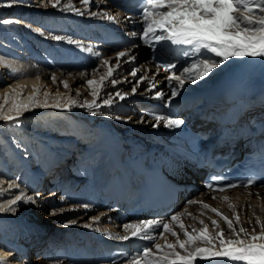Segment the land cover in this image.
<instances>
[{
  "label": "bare ground",
  "instance_id": "1",
  "mask_svg": "<svg viewBox=\"0 0 264 264\" xmlns=\"http://www.w3.org/2000/svg\"><path fill=\"white\" fill-rule=\"evenodd\" d=\"M114 1L115 0H89V4L85 5L84 3L81 2V0H60V4L54 8L52 4L55 2V0H35L33 1L34 2L33 6H30L31 4H27V6L29 5L31 10L36 11L35 13L36 15L39 14L38 10L41 7H46L47 15H52L53 17L55 16L54 18L52 17L53 18L52 22H54L55 25L57 24V26L54 27V30H56L59 33L56 36H61L63 37V39L55 40L53 39L54 35L52 34H51L52 35L51 39L50 38L46 39L47 38L46 35L44 34V32L42 33H43L44 42H46L45 40L52 41V42H48V44L45 43V46L49 47L50 44L55 43L54 45H51V47L55 46L58 48L57 57L55 58L52 57L54 54L51 57H49L48 54L44 55V53L41 54L43 56L41 55L37 56L33 54V57L29 62L24 63L25 61L24 60L23 62L21 61L22 63H19L17 62V60H12L8 58L7 55H6L7 57H4L3 56L4 53L2 55L0 54V59H3L4 61L7 62L8 65L11 66V67H5L3 64H0V103L4 105L5 112L8 111L9 108H11L13 100H15L17 103H26L28 101V98L33 95L35 90H37L36 91L37 95L35 98L37 106L35 107L30 106L28 110L22 112L21 115L17 117L15 122L16 123L22 122L24 125L27 126V128H30L34 132H36L34 135L35 137L34 141L35 140L37 141L39 138H41L43 141L46 142V145L49 146V148L52 147L54 148V150L59 152L58 153L59 157H62L63 154H65V156H68L66 155V153H68L67 145L69 144V140H64L60 138H51L48 137L47 135H51L52 133L54 134L58 131L65 132L67 130L76 132L77 126L82 125L83 122L87 123V125H85L87 127H89V125L94 127L96 124L104 128V130H100V135L104 142V145L102 146L103 150L101 152V155L102 154L104 155V156L102 155L103 156L102 161L105 160L109 155L116 153L117 152L116 147L119 146V141L114 135H111V132L113 133L116 132H114L115 129L109 117H106L104 119H98L97 121H95L93 120V114L90 115V113L88 112L86 114L85 119L82 121L81 119L82 116H84V114H82L81 116L80 115L81 113L79 114L78 112H74L73 110L72 112L70 111L67 112V115L66 113H64V115H58V114L54 115L53 114L54 112L53 113L42 112L43 114L41 115L40 113L38 114L40 115L38 119L32 117L26 119L24 118L29 117L35 114L36 112H38V109L42 107L39 105L44 104L45 101L47 102L48 105H51V103L54 102L55 100H57V103L64 101L65 94L64 93L63 95L60 94L62 91L60 89L64 87V83L62 82H66L67 85H70L73 84L76 78H78V81H82V78H84V76L85 77L87 76L86 77L87 80H97V82H99L101 80V77H103L106 74L108 67H113L114 76L112 78H109V81H105L104 84L101 86V89L103 88L107 91H110L113 90V87L116 85L114 87L115 89L118 88L119 91L126 90L124 94L125 97L124 99L128 101V103L124 105H122V103L117 104V107H119V110H121V112L123 113V116H120L119 119L117 120L122 121V123L126 125V129L125 130L123 129L122 133L119 135V138L123 140V142L120 144H125L126 142L124 141L126 140V138H128L129 140H132V142L136 143L134 146L136 148L135 150L138 151L142 150L140 148L141 147L143 148L144 147L143 145H145V143H148L142 141L138 142V140H142V136L139 135V131H142V133H146L150 137H156L158 135V138L156 139L157 144L152 145L151 146L152 148L164 147V145H162L163 144L162 140H160L159 138L165 141L168 140L170 137L176 138L179 131L184 126L187 125V121L185 117L179 115L175 118H170V119H178L183 121V123L178 127L177 126L166 127L163 122H161L156 127H152V125L156 123L155 120L153 119L155 115H160L164 117V113L160 112L162 103H159V106H157L156 108L154 106L150 107V105L154 104L155 97L150 95V93L146 89L142 90L140 88L141 83L137 89V93L135 94L132 93L131 89L135 85L136 81L134 80L132 75H128V73L126 72L129 68L126 62L122 61L118 67L116 66V53L118 51H125L127 49H131V54H134L136 56V60H135V64H137L136 69L142 71L143 72L142 74H145L150 80H152L155 83L156 88H159L158 91L164 94V99H160V100H163L166 104H169L171 102L173 103V101H177L181 103L182 101L181 98H183V96L187 97V95L188 97L183 99V101H185L186 103L182 105V108H187L192 102L195 101L194 102L195 105L192 107V109H187L186 111L200 110L201 107H205L206 105L209 106L208 103L207 104L204 103H206L207 100L210 101L212 98L220 100L221 97L215 94L216 87L225 79V77H227L239 65L245 63H252L253 65L261 66L264 68V57H249V56L233 57L230 58L228 61H226L218 69H216L209 77H206L195 84H193L191 81L186 80L183 86V91L178 92V94L175 97H171L172 88H170V86H177V84L176 81H171V83H169L167 77L174 75L171 73V70L176 71L175 75H180L183 68L191 63L193 58L186 57L183 54L184 50L188 49V46L171 45V43L168 41H160V42L154 41L152 45H149L144 43L138 37H133L131 35L133 32L139 33L137 31V28L139 26L138 23L141 21L139 19L133 17L132 18L126 17L125 15H123V13H121L119 10H117L114 7L113 5ZM69 3L75 9L79 10V12L82 13V15H78L77 12L75 11L67 10L65 6ZM9 4L8 3L4 4L0 2V6L4 5L5 8L6 7L8 8V6L6 5ZM36 5H38V7ZM39 5H41V7H39ZM83 5L84 7H82ZM23 11L24 9L20 10L19 13L18 12L12 13L11 11L8 12L5 11L4 14H0L1 15L0 20L12 21V23L9 24L0 23V29L3 27L7 28L10 26L13 28V26L15 25L17 26L19 31H21L22 29V34H25V30L28 31V29L31 30L33 35L34 33L35 34L38 33L40 29L37 30V28L34 27L28 28L25 27L26 25L25 23L18 22V20L20 19L19 17L23 15L22 14ZM91 13H97V15L93 16L91 15ZM109 16L113 17L114 19H108ZM37 18L38 17L33 18V20L36 22ZM7 29L5 30V32L2 29L1 30L4 33L6 32L10 33L9 34L10 36L15 32L12 30L13 33L11 34V32H9V29L8 31ZM7 33L6 35L8 37ZM12 36L10 37V39L11 41L14 42L15 39ZM23 37L27 38V32L26 35H24ZM15 42H17V40ZM18 44H16V46H18ZM124 44L126 46H124ZM81 45L83 47H81ZM147 45H149L151 49L148 48L144 50V48ZM8 46L13 47L9 42H8ZM19 46L20 48L22 47L21 45ZM98 46H101L100 50H97ZM43 49L46 50L45 48ZM97 52L100 53L99 57L95 55V53ZM143 52H150L147 55L148 59L145 57L138 58V56H140V54H142ZM150 54H153L155 57L161 60L164 61L166 60L170 62L171 64L174 65V68L164 69L162 67H158L153 63ZM18 55L19 52L17 53V57H19ZM97 59L99 60L97 61ZM123 59L124 58H122V60ZM104 60H108L109 64L104 65L103 64ZM102 64L104 65L105 68L101 72L100 68ZM13 69H16L17 71L14 72ZM53 76L55 77V82H53L52 80ZM37 77H39V79H37ZM111 79L117 80L118 83L113 85L110 82ZM50 88H52V90L49 91ZM79 88L80 87L75 88V91H78ZM56 92H58V96L55 99ZM45 94H47V96ZM6 96L9 98L7 103H5ZM66 96H68V94ZM92 98L94 99V97ZM166 104H164V106ZM125 106H129V107H125ZM164 106H163V111H164ZM211 106L214 107L213 104H211ZM138 108H142V109L145 108V110L142 112L143 114L142 118L134 122L133 114H131V109H138ZM203 110L204 109L202 108L201 111ZM32 119L35 120L32 122ZM60 119H64L62 123L58 122ZM76 119L78 120L76 121ZM96 128L97 126L95 127V129ZM0 132L6 135L12 141V142L10 141L11 144L15 145L16 146L15 149L17 150L16 153L10 154L9 152L10 155H8L7 154L8 151L11 150H9L8 146L6 147L5 144L3 145L5 146L4 147L5 151L3 150L0 153L1 156L0 181H4V183L0 184V189H5L4 187L5 185L7 186L8 183L16 181V179L12 181L10 180L12 178V174L9 173V169H8L9 167H7L6 169V165L8 163H7V159L4 160L5 158L9 157L10 158L9 160L13 161L10 165L8 164L9 166H11V168H14V166L18 163L19 168L23 169L24 171V169L26 168H31V164L29 163L32 162L33 159H35L37 152H42V155L39 157V162L43 161L41 166L42 168L44 167L46 168V166L44 165L45 146L43 147L38 145L37 147H32L31 146L32 140L30 141L31 137H29V135L26 134L25 131L21 133H17L14 130L0 126ZM90 133L92 134V132ZM92 135L93 137L90 139V143L87 146V148H83L84 145L79 144L78 145L79 148L77 147L78 150L77 148L75 149V152L77 150V152L81 154V157H78V159L80 158L83 159L86 156L90 155L92 152H94L95 145L92 144L94 143L93 140L95 139V133L93 132ZM123 136L126 137L124 138ZM5 154L7 155L6 157ZM78 159L71 158V160L68 161V158L67 159L64 158L63 166L65 165L73 166V164L70 163L68 164L66 163V161L72 163V160L77 161ZM78 162L80 163V161ZM90 167L92 166L90 165ZM4 168L7 170L6 171L7 174L4 173ZM34 170L35 168L29 172H25L22 175L24 176V179L26 181H30L31 184L34 182L35 177L37 175V173H33ZM99 170H101L100 166L99 169L97 170H95L94 168L91 169L83 168L81 170V173H79L83 175L82 177L72 175V173H69L70 172L69 171L67 176H65V179L63 181H60L61 186L65 184L63 185L65 186V193L69 192L67 193L66 197L68 198L69 196H73L74 194V191H72L73 185H77L78 187L79 185H82L83 182L87 181L88 183H90V185L88 186L90 187L91 184L93 183L92 181L98 179L94 177L96 176V171ZM52 173L53 171H51L49 174L51 175ZM76 174L78 173L76 172ZM46 176H42V177L47 178ZM52 182L48 184V186L53 184L52 187L53 189L43 191L46 192L43 198L39 197L40 195H42V192H40L41 190L39 189L37 190L38 187H35V191L33 193H30V195H27V192L24 193L26 196H31L33 198L32 201L25 202L23 200L22 202L24 203V206L22 208L16 207L15 211L0 212V230H1L0 257L4 258L6 264H25L19 261L18 254L14 256V254L17 253L15 250H19L22 253H27L29 250L34 248V244H36V242H40L41 246L43 245L41 249L45 250L46 252H49L51 250H57L58 247H60V249L51 252V254L57 255V258L55 260L52 259L53 260L52 262L45 263V261L42 260L43 256L39 255L38 257L32 260L34 264H85L90 261V258H92L89 256V254L92 251L94 245L93 243L91 244V247L86 248L81 252H76L75 250L76 248L75 246H78L80 243H84V240L88 238L86 237L82 241L81 238H83V234H80L82 231L87 232L88 227L84 226L82 231H80L81 228L79 226L66 227V228L62 226V227L54 228L53 224L50 223L44 224V221L39 219V216L40 215L42 216L39 208L45 210V207L48 203H54L55 205L64 203L61 200L62 198L61 194L60 196L59 195L57 197L55 196V193H57L56 189L58 190L59 186H57L56 182L53 183ZM15 184L17 185V182H15ZM20 192L23 191H18L16 195H19ZM60 192H62V190ZM2 195H4V192L3 194H0V204H6L7 201H1V199H3L1 197ZM79 195L73 197L76 202H78V200L80 199ZM189 201H196L197 203L192 204L189 203ZM180 203L182 205H180L178 211L166 215L165 217L152 219V220L161 221L162 224L163 223L169 224L172 231H175L177 233V236L171 235L170 232H164L163 235H160V233L163 232V228L159 227L154 229L150 234L153 235L155 239L154 241H148L151 246L152 252L155 253L157 252L155 247L153 246L154 244H160L161 246H164L168 243L173 244L177 240V238L183 241L185 240L183 231H188L190 234H193L194 229L198 232L200 229L204 227V225H207L209 227L207 228V231L210 235H215L217 231H222L225 239L234 238L232 237L231 230L228 229L227 224L224 222V220H222L220 216H217L216 213L212 212L210 209H216L219 213L222 214V216L231 219L233 221V227L238 233H239V229L243 227L249 233H252L253 230H255V232L258 234L261 231V228L264 227V189L255 190L250 187L245 189H232L229 190L225 196L221 194L215 195L212 192H196L193 195V197L187 200V202L181 201ZM69 204L70 205L68 206H61L60 209L54 210L51 213L52 214L58 213L59 211L62 210H67L71 212L77 209L79 211L82 210L86 212V214L92 212L93 214L91 213L89 215V217H92L91 219L94 220V218L96 217L99 218L98 220H94V227L98 225L103 229L107 228L109 231L108 233H112L115 236L118 235L131 236L130 234L131 229L126 231L124 228L120 227L121 225H118L116 223L117 222L116 220L118 219V214L116 212L111 214V212L109 213L102 209H94L88 206L85 209H82L78 204L77 205H75L74 203H69ZM202 204L209 205V208L205 209L202 206ZM173 215H178L179 217L178 221L171 220V217ZM237 217L239 223L236 222ZM257 219H259L260 221L259 224H257ZM212 220L217 221L219 228H214L212 226L211 223ZM201 221H203V224L200 223ZM128 223L130 225H138L140 222L129 219ZM181 223L184 225L183 231L179 227V224ZM20 224L22 225V227L20 226ZM26 224H33V227H31L32 225L27 226ZM18 225L19 227H21V230L19 231L16 230V228H18ZM91 228L92 226L89 229L90 231ZM21 232H25V233H23V235L20 236ZM75 232L77 234H74ZM32 233L33 235L29 236V234L31 235ZM240 235L241 238H243V234L241 233ZM27 236H29L28 237L29 239H32L33 237V241L35 243H32L31 240H28ZM80 239L81 241H78ZM20 244L22 245V247H19ZM200 246L203 247L204 245L201 244ZM217 247H219L218 242H217ZM176 250L181 252V254H183V250L180 249L178 246ZM194 262L199 264H243V262L228 261L226 258H213L212 260L196 258Z\"/></svg>",
  "mask_w": 264,
  "mask_h": 264
},
{
  "label": "snow or ice",
  "instance_id": "2",
  "mask_svg": "<svg viewBox=\"0 0 264 264\" xmlns=\"http://www.w3.org/2000/svg\"><path fill=\"white\" fill-rule=\"evenodd\" d=\"M16 2V0H14ZM85 5L89 4V0H81ZM60 4V0H55L52 6L55 8ZM141 15L139 17L140 32H133V37H138L144 43L152 45L153 42L168 41L171 45H184L188 46L183 54L186 57H192V61L188 66L184 67L180 75H172L167 77L169 83L176 81L178 87H183L185 81H191L193 84L198 81L209 77L216 69L223 65L226 61L233 57H264V0H138ZM11 6V4L6 5ZM66 9L75 11L78 15H82L79 10L75 9L70 3L67 4ZM95 16L97 13H91ZM108 19H114L109 16ZM0 23L9 24L10 20H0ZM55 40H61V36H53ZM71 42V41H70ZM81 47H83L81 45ZM90 50V49H89ZM97 57L100 53H95ZM122 58L134 59L131 55V49L125 51H118L116 53V66L122 62ZM0 64L5 67H11L6 61L0 59ZM104 65H108L109 61L104 60ZM165 69H172L174 65L166 63L159 65ZM13 71H17L13 69ZM137 69H133L131 75L136 81L131 91L133 94L137 93L140 82L146 77H138ZM83 75V74H82ZM114 76L113 67H108L106 74L101 77L99 82L94 80H87V84L92 88V102H85L82 107L92 109L99 107L96 103V97L100 94L101 86L105 81ZM39 79V77H37ZM55 82V77H52ZM110 82L115 85L117 80L111 79ZM64 87L67 88L66 82ZM94 86V87H93ZM173 86L171 90V97L178 94V87ZM154 82L149 81V89L155 88ZM47 96V94H45ZM115 96L124 99V95L120 92H115ZM36 93L28 98L26 103H17L12 101L11 108L4 111V105L0 104V119L5 121H12L19 117L22 112L28 110L30 106H37L35 100ZM156 98L164 99V94L157 91ZM8 97H5V103L8 102ZM114 102L113 94L109 93L108 98L104 99L103 104L111 106ZM75 101H69V104H74ZM48 107L45 101L44 104L39 105ZM53 107H61L60 103L52 105ZM67 107L68 105H63ZM14 113V115H13ZM156 123L152 127L158 126L161 122L166 127L179 126L183 121L178 119H168L166 117L155 115L153 117ZM4 181H0L3 184ZM254 183L253 180H248L245 185H236L229 182L226 187L234 188L239 186H250ZM18 187L15 182L8 183V189ZM210 190H213V184H207ZM219 191H224L225 188L221 187ZM5 190L0 189V194ZM31 196H26L23 192L15 195L14 199L7 200L6 204H0V212L15 211L17 202L24 200L25 202L32 201ZM226 199V198H225ZM189 203H197L196 201H189ZM205 209L209 205L202 204ZM87 207V205H84ZM220 216L231 230L232 237L225 239L222 231H217L215 235H210L207 231L208 226L204 225L198 232L194 229L193 234L184 230V225L179 224L180 229L183 231L185 240L181 241L177 238L176 243H168L164 246L154 244L158 255L152 253L151 246H144L142 255L134 256L129 264H194L196 258L205 260H212L213 258H226L232 262H243V264H264V227L257 234L255 230L249 233L246 229L241 227L239 233L233 227V221L228 217L222 216L216 209H210ZM96 217L94 220H98ZM178 215L171 217L172 221H178ZM236 222L239 223L238 217ZM75 223V221H73ZM200 223L203 224V221ZM214 228H219L217 221H211ZM260 221L257 219V224ZM162 227L164 232H170L171 235L177 236L175 231H172L169 224L163 223L158 220H144L138 225H125L126 231L131 229V237H139L142 240L154 241V236L150 233ZM243 234L241 238L240 234ZM117 240H128V235L116 236ZM199 242V243H198ZM217 242L219 247H217ZM204 245L201 247L200 245ZM177 246L183 250V254L177 251ZM0 264H6L3 257H0Z\"/></svg>",
  "mask_w": 264,
  "mask_h": 264
},
{
  "label": "rangeland",
  "instance_id": "3",
  "mask_svg": "<svg viewBox=\"0 0 264 264\" xmlns=\"http://www.w3.org/2000/svg\"><path fill=\"white\" fill-rule=\"evenodd\" d=\"M33 1H35V0H16V2H14V0H0V2H2L4 4L5 3H8V4L10 3L12 5V6H8V8L7 7L5 8L4 5L0 6V9H1L0 10V14H4L5 11L6 12L11 11L12 13H17V12L19 13L20 10H23L24 9V11L22 12L23 15H21L19 17L20 19L18 18L19 19L18 22L19 23H25L26 24L25 27H28V28L34 27V28H37V30L40 29V31H38V33H36V34L34 33V35H33L30 29H28V31L25 30V34H22V29H21V31H19L18 28H17V26H15V25L13 26L14 29L16 27L15 30L11 26L10 27H7L9 29V32H11V34L13 33V31L16 32V33L14 32L15 34L14 33L12 34L14 36H12V35L11 36L15 39L14 40V43H15L14 46L15 47H13V50L15 49V51L17 53L19 52V55H18L19 57H17V55H13V56H15V57H13V56H10V55L7 54V50H6L5 47L8 46V42H7V40L5 41V39L8 38V37L10 38L11 36L9 35L10 33H7L6 32L8 34V37H7L6 33H4L7 28H4V27H3L4 29L1 28L4 32H2V30L0 29V33H1L0 34V40H1V37H2V40L0 41V54L2 55L4 53L3 54L4 57H7L8 56V58H10L12 60H17V62H19V63H22L24 60H25L24 63L25 62H28L32 58V55L33 54L34 55H37V56H40L42 53H44V55H47L48 54L49 57H51L54 54L52 56L54 58L57 57V55H58V48L55 47V46L54 47L53 46L51 47V45H54L55 43L54 44H50V46H49L50 48L48 46H45V43L48 44V42H52V41L51 40H48V41L45 40L46 42H44L43 41L44 40L43 33H42V32H44V34L47 37L46 39H48V38L51 39L52 35H54V36L58 35L59 32H57L56 30H54V27L57 26V24L55 25V23L52 22V19L55 16L53 17L52 15H47L46 7H41V5H39V7H41L38 10L39 11V14L36 15L35 14L36 11L31 10V8L29 7V5L27 6V4H31L30 6H33V4H34ZM36 6L38 7V5H36ZM82 7H84V5ZM84 11H86V10H84ZM0 17H1V15H0ZM36 17H38V18H37V20L35 22L33 20V18H36ZM19 25H21V24H19ZM8 29H7V31H8ZM139 30H140V28H139ZM26 32H27V38L26 37H23L24 35H26ZM139 33H141V32H139ZM32 35L34 36V38H33ZM24 38L27 39V40H25ZM16 40H17V42L20 41V42H18L19 44L17 42H15ZM16 44H18V46H16ZM19 45H21L23 48L21 47L22 48L21 49ZM124 46H126V45L124 44ZM43 48H45L46 50H44ZM148 48L151 49L150 46L147 45L144 48V50H146ZM149 53L150 52H143L142 54H140V56H138V58L145 57V58L148 59V56L147 55ZM27 55H29V56L26 57ZM131 55L134 57V59L129 60V59L124 58L122 60L123 62H126L128 64V66H129L128 70L126 71L128 73V75H131L132 69H136L137 68V64H135L136 56L134 54H131ZM18 58H19V61H18ZM98 60L99 59H97V61ZM104 68L105 67L102 64L101 65V68H100L101 72L104 70ZM175 72L176 71L171 70V73L172 74H175ZM142 73L143 72L142 71H139V70L137 72V76L138 77H146V79H144V80H142L140 82L141 83L140 88L142 90L143 89H146L148 91V89H149V81H151V82H153V81L150 80L145 74H142ZM86 77L84 76V78H82V81H78V78H76L74 80L73 84L68 85L67 88H65V87H62L61 88L60 87L61 88L60 90H62L60 94L61 95H63V93L65 94L64 101L60 102V104L62 105L61 107L57 108V107H53L52 106V105L57 104V100H55L48 107H41V108L38 109V112H36L35 114H33V115L29 116V117H25L24 119L31 118V117L32 118H35V119H38L41 114H43V113H51V112L52 113L54 112L53 113L54 115L55 114L64 115V113H66V115H67V112H69V111L72 112L74 110V112H78L79 114L81 113L80 114L81 116H82V114H84V116H82V119L80 118L83 121L85 119V117H86V114L89 112L90 115L93 114V120H95V121H97L98 119H104L106 117H109V119L111 120V123H112V125H113V127L115 129L114 132H116L118 134H121L122 133V130L123 129L124 130L126 129V125L124 123H122V121H118L117 120V119H119L120 116H123V113L121 112V110H119V107H117V104L118 103H122V105H124V104L128 103V101H126V99H120V97L115 96L114 93L115 92H120L122 95H124L126 90L119 91L118 88H116V89L114 88L116 85L113 87V90H110V91H107V90H105V89L102 88L100 90V94L95 98L96 99V103L100 105L99 107H94L92 109H89L87 107H82L81 105H84L85 102H92L93 101V98H92L93 96L91 94L92 88L89 87V85L87 84ZM94 81H97V80H94ZM77 87H80V88H79L78 91H75V88H77ZM172 87L173 86H170V88H172ZM73 89H74V91H73ZM158 89L159 88H156L155 87V88L151 89V91H148V92L150 93V95L156 97L155 96V93L158 91ZM50 90H52V88H50L49 91ZM182 90H183L182 87H180V88L178 87V91L179 92L182 91ZM36 91L37 90H35V93H36ZM52 93H53V91H52ZM109 93H112L113 94V99H114V102L111 104V106H107V105H104L103 104L104 99H107L108 98V94ZM67 94H68V96H66ZM57 96H58V92H56L55 99L57 98ZM35 98H36V96H35ZM76 98H77V100H76ZM69 101H75V103L74 104H69ZM158 101L159 100H155L154 103L157 104ZM63 105H68V106L67 107H64ZM151 106H154L155 108L157 107L154 104L150 105V107ZM125 107H129V106H125ZM139 109H131V114H133V118H134L133 121L134 122H136V121H138V120H140L142 118V115H139V114H142V111H139ZM138 111H139V114H137ZM160 112L161 113H164L163 109L160 108ZM39 113H40V115H38ZM16 119H14L12 121H5L3 119H0V126H2L4 128H9L11 130H14L17 133H21V132L25 131L26 134H28L29 137H31L30 141L32 140V142H31L32 143L31 144L32 147H37L39 145V146H43V147L45 146V148L48 149L47 148V145H46V142L43 141L41 138L38 139L39 141L38 140L37 141L36 140L34 141V139H35L34 135H35L36 132H34L30 128H27V126L24 125L22 122L16 123L15 122ZM35 119H32V122ZM63 120L64 119H60L58 122H61L62 123ZM77 120L78 119H76V121ZM85 125H87V123L86 122H83L82 125L77 126V128H76L77 131L76 132H73L71 130H67L65 132L58 131V132H56L57 134L56 133H54V134L52 133L51 135H47L48 137H51V138H60V139H64V140H69V144L67 145L68 153H66V155H68V156H65V154H63V156H62L64 158H66V159L68 158V161H70L71 158L72 159H76V156L80 154V153L77 152V150L79 148L78 147L79 144L84 145L83 148H87V146H88V144L90 142L88 140L90 138L89 135H92L90 132H93L94 127H92L91 125H89V127L91 128L90 129L89 127H87ZM10 141L11 140L6 135H4V134H2L0 132V149L1 148H4L5 146L6 147L8 146V149L11 150V151H8V153H7L8 155H10L11 153L14 154L17 151L15 149L16 146L15 145H12L11 144L12 141L11 142ZM4 144H5V146H3ZM11 145H12V148H11ZM13 146H14V148H13ZM71 147H73V148H71ZM76 148H77V150L75 152V149ZM49 149H50V152L52 154L55 153L54 148L53 149L52 148H49ZM4 151H5V149H4ZM9 152H10V154H9ZM2 156H3V154H2ZM6 156L7 155L5 154V157ZM96 156L94 158L92 157L91 159L87 160L86 163H83V162L87 158H84V159L79 160V161L81 162V165H85L86 167H90V165L91 166H94L96 164H99L100 165V160H101L102 157L100 156V154H99V156L98 155H96ZM79 157H81V154L79 155ZM97 158L98 159L100 158L99 161H98ZM34 160H35V163H37L35 166L33 165ZM91 160H92V162H90ZM95 160H97V161H95ZM68 161H66V163L73 164V166H75V167L79 166V164H80L78 162V160L77 161L72 160V163L71 162H68ZM42 162H39V160L36 161V157H35V159H33V161L29 163V164H31V168H26V169H24V171H23V169H19V170L15 171V172L9 171V173L12 174V178L10 180L12 181V180H15L16 179L15 182H17L18 187H14L12 189H8V187H7L8 185L7 186L5 185L4 186L5 187V189H4L5 191H4V195L1 196L3 198V199H1V201H7L9 199H14V197L18 193V191H23V193H26L27 192V195H30V193H33L35 191V187H38L37 190L39 189V190H41L40 192H42V195L39 196L40 198H43V196L46 193V192H43V191L52 190L53 189V188H51L52 186H48L47 184H50L52 181H54V179L52 178L53 177V174H54V171H53V173L51 175L49 174L50 172H47L46 173V171H45L46 168L45 167L42 168V166H41ZM76 164H77V166H76ZM87 164H88V166H87ZM34 168H35L36 171L34 170L33 173H37L34 182L32 184H31L30 181L25 182L26 180L24 179V176H22V175L25 172H28L30 169H34ZM80 170H82V169L80 168ZM6 171L7 170L4 168V173L5 174H7ZM43 173L46 174V175H48L46 177L49 178L50 179L49 181H51V182H47L48 180L47 181L45 180L46 181V182L44 181L45 184L42 183L41 179H43L42 178V174ZM69 173H71V172H69ZM37 185H39V186H37ZM44 185H45V187H44ZM64 188L65 187H61V185H60L59 188H58V190L56 189L57 193H55V196L56 197L58 195L60 196V194L62 196L63 195V191L62 192H60V191L62 189L65 190ZM79 189L80 188H78V190ZM76 192H77V190H76ZM64 196H65V194L61 198L62 202H64L63 204L61 203V204H56L55 205L54 203H48L46 205V207H45V210H42L41 208H39L40 213L42 214V216L41 215L39 216V219L42 220V221H44V224L45 223L53 224L54 225L53 226L54 228L55 227H62V226H64V228H66V227L79 226L81 228L80 231H82L84 226L85 227H88V229H87L88 231L87 232L82 231L80 234H83V238H81L82 241L84 240V238L88 237L87 238V241H88V243H90L91 241H89V240L91 239V235L92 236H95V233H96V235H99V233L102 230L100 228V226H98V225H96L94 227V220L91 219L92 217H89V215L92 212L91 213L89 212V213L86 214V212H84L82 210L79 211L77 209V210L71 211V212H69L67 210H62V211H59L58 213H54V214L51 213L54 210L60 209L61 206H68V205H70L69 204L70 203L69 201L64 200V199H66ZM22 201L23 200L17 202V204L15 205V208L16 207L22 208L24 206V203ZM73 221H75V223H73ZM26 225L27 226L32 225L31 227H33V224H26ZM20 226L22 227L21 224H20ZM91 226H92V228H91V231H90L89 229H90ZM21 227H19V225H18V228H16V230L17 231L21 230ZM22 229H24V228H22ZM74 234H77V233L75 232ZM32 235H33V233L31 235L29 234V236H32ZM29 236H27V239L28 240H31L32 243H35L32 239H29L28 238ZM81 239L78 240V241H81ZM85 241H86V239L84 240V243L83 244H80L78 247H76V250L81 251L84 246H87ZM24 247H26V246H24ZM42 247H43V245L41 246V243L40 242H36V244H34V248L31 249V250H29L27 253H25L26 256H25L24 253L22 254V252L19 251V250H15L17 253H15L14 256L18 254L19 261L20 262H23L25 264H34L32 262V260L34 258L38 257L39 255H42L43 256V259L42 260L45 261V263H47V262L50 263V262H52L53 260H55L57 258V255L51 254V252L57 251V250H51V251H49L50 252V254H49V252H46L45 250H42L41 249ZM57 249H59V248H57ZM37 251H38V253H37Z\"/></svg>",
  "mask_w": 264,
  "mask_h": 264
}]
</instances>
